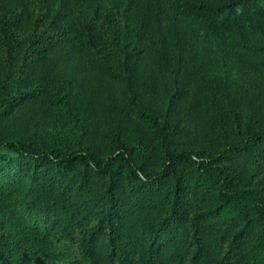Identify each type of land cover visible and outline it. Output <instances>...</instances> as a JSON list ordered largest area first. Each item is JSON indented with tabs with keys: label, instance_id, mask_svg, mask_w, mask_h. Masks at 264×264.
Returning a JSON list of instances; mask_svg holds the SVG:
<instances>
[{
	"label": "trees",
	"instance_id": "obj_1",
	"mask_svg": "<svg viewBox=\"0 0 264 264\" xmlns=\"http://www.w3.org/2000/svg\"><path fill=\"white\" fill-rule=\"evenodd\" d=\"M77 2L0 0V117L80 130L0 136V201L51 248L16 244L19 264H264V90L210 75L191 29L263 30L264 0L107 2L96 22ZM7 245L0 228V264Z\"/></svg>",
	"mask_w": 264,
	"mask_h": 264
},
{
	"label": "rangeland",
	"instance_id": "obj_2",
	"mask_svg": "<svg viewBox=\"0 0 264 264\" xmlns=\"http://www.w3.org/2000/svg\"><path fill=\"white\" fill-rule=\"evenodd\" d=\"M107 2H117L121 5L123 0H78L77 6L84 16L96 22ZM54 3L57 4L58 1ZM191 29L198 43V60L207 66L210 75L225 82L232 90L234 88H243L247 91L264 90V29L249 30L243 25L239 28L215 27L212 34L205 33L196 24H191ZM21 31L19 34L22 35L24 30ZM74 63L75 55L68 59L66 66L71 69ZM91 82L81 85V88H74V91L83 97L86 94L92 96ZM94 110L100 117L101 129H109L107 124L111 119L105 117V111L100 107H94ZM0 126L1 137L33 139L47 146H71L80 134V130L76 128L70 117L57 109L46 112L30 111L26 107L21 111L10 110L0 117ZM0 228L8 239L6 251L7 256L12 260L10 264H19L20 256L14 248L16 244L37 250L45 256L51 255V248L36 232L34 226L2 201H0Z\"/></svg>",
	"mask_w": 264,
	"mask_h": 264
}]
</instances>
